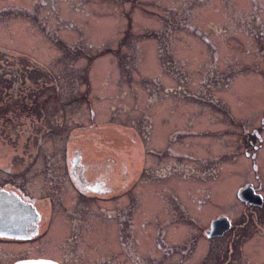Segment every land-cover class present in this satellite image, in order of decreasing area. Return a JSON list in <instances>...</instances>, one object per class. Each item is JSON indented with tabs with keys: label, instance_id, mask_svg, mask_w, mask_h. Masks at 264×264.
<instances>
[{
	"label": "rangeland",
	"instance_id": "374dc122",
	"mask_svg": "<svg viewBox=\"0 0 264 264\" xmlns=\"http://www.w3.org/2000/svg\"><path fill=\"white\" fill-rule=\"evenodd\" d=\"M53 1L0 0V83L13 91L21 87L38 108L58 118L51 133L42 132L40 151L28 145L24 131L18 147L10 145L16 139L10 127L31 120L0 125V160L27 147L39 161L45 152L56 162L69 139L88 158L123 164L121 195L101 202L105 206H133L137 219L147 215L157 221L162 205L184 204L192 213H234L242 222L245 208L237 202L236 187L258 185L255 175L264 183V147L256 158L244 153L251 151L250 129L261 131L264 114V31L256 23L249 29L241 19L256 5L263 7L264 22V0ZM32 127L26 129L31 134ZM34 177L28 187L42 194L41 180L37 184ZM181 223L185 243L191 242L185 250L193 251L201 238L196 231L201 235L205 224L186 217ZM126 225L124 219L120 228ZM152 227L147 232L137 227L147 235L135 234L141 241L146 236L148 249L156 236ZM88 235L99 246L84 247L89 255L118 250L99 241L100 235ZM258 238V255L229 258L225 238L198 251L212 248L217 253L212 264H264V235ZM125 245L121 255L128 251ZM239 250L244 251L243 241ZM151 251L158 249L153 245Z\"/></svg>",
	"mask_w": 264,
	"mask_h": 264
},
{
	"label": "flooded vegetation",
	"instance_id": "af4514ba",
	"mask_svg": "<svg viewBox=\"0 0 264 264\" xmlns=\"http://www.w3.org/2000/svg\"><path fill=\"white\" fill-rule=\"evenodd\" d=\"M262 10L263 7L258 8L254 5L241 21L249 29L256 23L259 29L264 31V22L260 18ZM30 112L35 115L37 122L33 124V131L28 136L27 142L28 145H35L37 151H40L38 144H43L42 132L51 133L56 128L58 118L41 108H32ZM60 116L64 114L61 113ZM259 119L261 131L259 132L256 127L250 129L247 145L251 151L250 154L246 149L244 151L247 157L256 158L258 151L264 147L262 144L264 114ZM62 122L63 120L58 126H61ZM243 131L247 133L248 128H244ZM34 139L37 144L32 142ZM69 141L67 139L63 151L58 152V156L61 155L56 162L54 155L45 152L42 157L44 160L39 161V155L30 154L27 147H22V152L17 155L6 157L5 162L0 160V189L15 193L23 202L17 207V214L7 215L6 219L0 220V226L9 233V235H0V264H106L105 260H113L112 264H206L208 257V264H212L211 255L216 256L217 253L212 252V248L204 253L201 250L212 247L214 240L224 238L230 240V244H227L228 251L224 254L229 258L232 255L259 254L262 246L258 245L255 249V244L261 242L258 235L260 233L261 236L264 235V183L259 175H255L258 185L246 183L243 187L239 186L235 189L237 202L245 208L242 222L232 217L234 213L219 212L208 216L207 213L200 214V211L192 213L184 204L172 205V207L167 204L162 205L161 220L153 216L160 223L153 219L151 221L147 215L139 220L133 206L126 208L120 204H110L112 206L108 207L102 204L106 200L113 201L115 197L121 195L120 181L122 174L125 173L123 164L103 157L88 158L81 147L71 146ZM10 142L11 147H18L17 140ZM257 167L254 165L255 169ZM178 168L177 165L174 169L172 167L173 171ZM30 171H33V175ZM32 176H35L33 180L37 184L38 180H41L38 185L39 188L43 186L42 194H36L28 187ZM127 187L128 185L125 186ZM132 188L129 187L128 190H133ZM246 188H250L252 192L253 198L249 197V200L260 201L259 204L245 202L239 198L238 193ZM241 204L236 206L240 207ZM180 216H184L182 220L186 217L191 222H198L199 227L205 224L201 235L196 231L195 236L201 238L195 239L193 251L185 250V245L191 242L185 243L186 237L181 227L184 224L181 223ZM221 218L229 226L223 232L216 233L212 224ZM124 219L127 225L125 228H120ZM254 219L257 221H253ZM170 221L177 223L175 228H169ZM200 222L203 225H200ZM152 225L151 231L156 235L152 241L158 249L156 252L151 251L153 245L148 249L146 236L142 241L135 236V234L147 235L140 233L137 227L147 232L149 229L146 227ZM122 230L125 231L124 234ZM90 232L100 235L99 241L116 244L118 250L110 255H89L91 251H86L84 247L99 248L97 243L90 240L88 235ZM174 237L176 242L173 241ZM168 239L175 246L172 247ZM200 240L202 243H199ZM197 241L199 244H196ZM242 241L244 251L239 250L240 247L242 248ZM126 243L125 248L128 251L121 255V247L124 248ZM233 243H236L235 246ZM202 244L204 246L201 247ZM236 247L237 250L233 252L232 249ZM199 249L201 250L198 251ZM219 254L223 255L222 252ZM246 261L250 263L249 259Z\"/></svg>",
	"mask_w": 264,
	"mask_h": 264
},
{
	"label": "trees",
	"instance_id": "16d2710c",
	"mask_svg": "<svg viewBox=\"0 0 264 264\" xmlns=\"http://www.w3.org/2000/svg\"><path fill=\"white\" fill-rule=\"evenodd\" d=\"M21 59V58H20ZM11 83H9L10 85ZM7 91H6V90ZM22 88L19 87L17 91H13L10 89L8 84H5V82L0 83V97L3 95H7V99H0V125H12L15 122H21L22 120H31L32 123L28 124H21L20 126H12L9 129V136L11 138L16 137L17 140L21 138V131L27 132L24 134V136L31 135V130H26L27 127H31L34 123H36L35 115H32L30 110L32 108H38V103L34 98H32V95H28L21 90ZM12 92V93H11ZM2 96V97H3ZM26 98H28V102L26 101ZM26 104L33 105L32 108L26 106ZM36 104V106L34 105ZM22 105V106H21ZM21 106V107H20ZM33 128V127H32ZM1 131V130H0ZM7 133V132H6ZM10 140V141H12ZM11 143V142H10ZM17 148V147H16Z\"/></svg>",
	"mask_w": 264,
	"mask_h": 264
},
{
	"label": "water",
	"instance_id": "95a60500",
	"mask_svg": "<svg viewBox=\"0 0 264 264\" xmlns=\"http://www.w3.org/2000/svg\"><path fill=\"white\" fill-rule=\"evenodd\" d=\"M252 192L250 188H246L241 190L238 193V196L241 200L245 202H250L253 204H259V202L250 201L249 197L251 196ZM253 198V197H252ZM23 202L19 199V197L13 192H6L0 189V220L6 219L7 215H15L17 214V207L21 205ZM213 230L216 233L223 232L225 228H228V224H226L223 219H217L212 224ZM8 234L6 233L4 227L0 226V235Z\"/></svg>",
	"mask_w": 264,
	"mask_h": 264
}]
</instances>
